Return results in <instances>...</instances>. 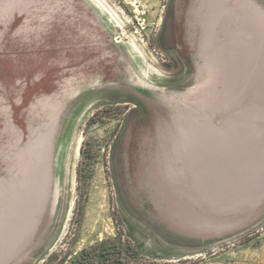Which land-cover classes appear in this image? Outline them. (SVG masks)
I'll list each match as a JSON object with an SVG mask.
<instances>
[{"label": "rangeland", "instance_id": "rangeland-1", "mask_svg": "<svg viewBox=\"0 0 264 264\" xmlns=\"http://www.w3.org/2000/svg\"><path fill=\"white\" fill-rule=\"evenodd\" d=\"M245 2L264 32V0ZM172 5L0 0V264H70L120 237L158 264H264V185L238 177V73L210 68L225 32L203 47L205 0Z\"/></svg>", "mask_w": 264, "mask_h": 264}, {"label": "bare ground", "instance_id": "bare-ground-1", "mask_svg": "<svg viewBox=\"0 0 264 264\" xmlns=\"http://www.w3.org/2000/svg\"><path fill=\"white\" fill-rule=\"evenodd\" d=\"M241 4L238 49L215 52L218 56L209 59L211 70L226 61L231 66L228 70L238 73V177L247 180L244 178L249 174L257 182L250 185L252 190H260L264 185V32L253 17V8L248 14L249 4L245 0L238 2ZM66 143H60L57 169L61 168Z\"/></svg>", "mask_w": 264, "mask_h": 264}, {"label": "crops", "instance_id": "crops-1", "mask_svg": "<svg viewBox=\"0 0 264 264\" xmlns=\"http://www.w3.org/2000/svg\"><path fill=\"white\" fill-rule=\"evenodd\" d=\"M205 3L207 5V10L204 14V17L201 18L203 30H202V46L203 47H212L216 44V39L219 37L221 32L224 33V37L226 38V49L230 50H237L238 49V33L237 35H231L233 33H228L227 29L232 28L233 23H238V0H205ZM176 8V0H174V5H172V9L174 10ZM171 10V9H170ZM176 12V11H174ZM171 14H174L170 21H169V33L166 35L171 42H175V35H176V23H175V13L169 12ZM177 15V14H176ZM199 17V16H197ZM231 22V25L229 23ZM228 23V24H227ZM224 27V28H223ZM221 31V32H220ZM219 34V35H218ZM214 47V46H213ZM224 49V50H226ZM177 52H184V49L176 50ZM222 51V50H221ZM217 50H212V52H221ZM206 52V51H204ZM196 134H202L201 138H197L198 142L203 141V144H205L206 141H209V137L206 135H209V129H202L196 132Z\"/></svg>", "mask_w": 264, "mask_h": 264}, {"label": "trees", "instance_id": "trees-1", "mask_svg": "<svg viewBox=\"0 0 264 264\" xmlns=\"http://www.w3.org/2000/svg\"><path fill=\"white\" fill-rule=\"evenodd\" d=\"M136 251L132 244L125 245L122 243L121 237L118 240L108 239L100 244L83 248L80 255L73 259L70 264H158L137 259L135 257ZM57 255L46 259L43 264H65L68 253L60 255V257ZM187 262L191 261L185 259L177 263L167 262L164 264H185Z\"/></svg>", "mask_w": 264, "mask_h": 264}]
</instances>
